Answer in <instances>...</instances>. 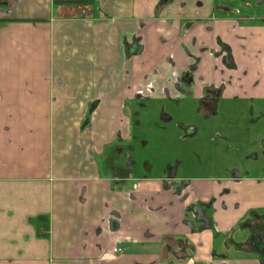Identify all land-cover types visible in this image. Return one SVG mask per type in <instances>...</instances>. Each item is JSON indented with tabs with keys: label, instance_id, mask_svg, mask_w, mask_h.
Instances as JSON below:
<instances>
[{
	"label": "crops",
	"instance_id": "obj_1",
	"mask_svg": "<svg viewBox=\"0 0 264 264\" xmlns=\"http://www.w3.org/2000/svg\"><path fill=\"white\" fill-rule=\"evenodd\" d=\"M245 2L0 0V264H264V171L153 167L133 134L162 102L264 101Z\"/></svg>",
	"mask_w": 264,
	"mask_h": 264
},
{
	"label": "rangeland",
	"instance_id": "obj_2",
	"mask_svg": "<svg viewBox=\"0 0 264 264\" xmlns=\"http://www.w3.org/2000/svg\"><path fill=\"white\" fill-rule=\"evenodd\" d=\"M241 11V7H234L237 17L242 15ZM253 102L246 101L240 106L220 102L214 119L204 117L202 110H197L195 103L189 101L159 103L170 119L161 120L152 110L147 111L146 118L140 116L139 124L134 125V147L141 150L140 159L153 167L173 160L180 165L179 171L185 173L194 166L200 173L215 176L235 170L261 174L264 171V101ZM187 126L195 127V133L184 136ZM217 134L231 139H221Z\"/></svg>",
	"mask_w": 264,
	"mask_h": 264
},
{
	"label": "flooded vegetation",
	"instance_id": "obj_3",
	"mask_svg": "<svg viewBox=\"0 0 264 264\" xmlns=\"http://www.w3.org/2000/svg\"><path fill=\"white\" fill-rule=\"evenodd\" d=\"M228 61H229V60H228ZM190 72L192 73V70L189 69V70L187 71V73H186V77H185V80H187L188 82H189V79H191L190 74H189ZM220 89H223V87L221 86ZM213 93H216V94H217V93H219V91L216 90V91H213ZM160 117H163V116H160ZM187 128H193L194 131H193L192 134L195 133V127H193V126H187V127H185V132H184V135H185V136H187V135H192V134H188V133H187V131H186ZM260 238H261L262 243L264 244V234L261 235ZM115 246H117V245H115ZM113 247H114V246H113ZM113 247H112V248H113ZM117 247H119V246H117ZM112 248L109 249V250H105L104 252H110V251L112 250ZM119 248H120V247H119ZM104 252H102V254H103ZM121 252H122V249L120 248V251L116 254L115 258H117V256H119V255L121 254ZM102 254H101V255H102ZM115 258H114V259H115ZM100 259H101V258H100ZM102 260H103V259H102ZM105 261H107V260H105Z\"/></svg>",
	"mask_w": 264,
	"mask_h": 264
},
{
	"label": "built area",
	"instance_id": "obj_4",
	"mask_svg": "<svg viewBox=\"0 0 264 264\" xmlns=\"http://www.w3.org/2000/svg\"><path fill=\"white\" fill-rule=\"evenodd\" d=\"M119 251H120V248L117 247V246H114L110 252H104V253L101 255V259H103V260L114 259L115 256H116V254H117Z\"/></svg>",
	"mask_w": 264,
	"mask_h": 264
},
{
	"label": "water",
	"instance_id": "obj_5",
	"mask_svg": "<svg viewBox=\"0 0 264 264\" xmlns=\"http://www.w3.org/2000/svg\"><path fill=\"white\" fill-rule=\"evenodd\" d=\"M186 131H187L188 134H192L194 129L193 128H187Z\"/></svg>",
	"mask_w": 264,
	"mask_h": 264
}]
</instances>
